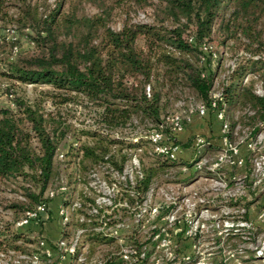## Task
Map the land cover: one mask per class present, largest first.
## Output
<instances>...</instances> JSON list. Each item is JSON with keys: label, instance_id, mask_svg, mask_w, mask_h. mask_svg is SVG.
Wrapping results in <instances>:
<instances>
[{"label": "trees", "instance_id": "trees-1", "mask_svg": "<svg viewBox=\"0 0 264 264\" xmlns=\"http://www.w3.org/2000/svg\"><path fill=\"white\" fill-rule=\"evenodd\" d=\"M67 1L56 0L51 8L38 12L31 0H0L1 28L8 31L9 25L12 26L27 43L26 49H20L18 38L9 39L5 35L0 38V75L8 81L49 86L50 90L44 93L53 109L84 103L92 119L101 126L82 130L93 144L77 147L76 142L70 144L73 156H65L67 162L74 164L70 177L75 175V164L84 160L102 161L120 172L127 158L122 152L124 142L112 137L108 130L131 124L133 119L149 122L151 129L167 136L179 148L188 147L190 139L175 138L163 111L168 103V91L179 79L196 93L198 102L208 107L203 118L210 112L216 119L214 109L209 106L216 67H210L212 53L203 52L201 46L215 42L222 50L230 42L256 57L264 50V0H97L98 11L90 16L80 10L83 0ZM85 1L93 3L94 0ZM124 1L140 9L153 7L161 19L157 24H123L113 31L109 27L111 6ZM221 54L219 51L216 60ZM262 69L264 63L260 59L236 65L225 75L219 87L220 98L216 99V109L222 110L225 119L238 109L244 110L240 118L245 120L251 138L264 126V72H259ZM248 71L259 74L261 95L253 92L252 81L242 84V77ZM4 92L10 95L11 105H0V199L4 198L2 206L9 216L0 219V253L10 256L9 252L24 251L35 242L28 230L15 225L17 219L40 203H45L48 211L51 198L47 190L57 175L55 156L71 124L58 111L45 110L39 101L11 94L9 86ZM229 123L224 136L227 142H232L236 122ZM142 141L137 136L125 146L140 149ZM146 143L151 147L150 156H146L150 162L141 163L140 176H134L133 195H126L130 203L145 197L159 170L182 166L189 170L191 166V162L180 157L169 159L155 152L148 140ZM113 145L118 148L110 152L109 147ZM206 147L219 149L208 143ZM191 176L188 173L183 181H189ZM2 192L20 195L23 199L5 198ZM61 193H64L60 195L61 205H65L67 192ZM249 203H244L245 219ZM40 216L34 219L42 225ZM68 223H63L61 237L66 235ZM97 224V220H92L88 226ZM74 226L86 227V224L78 222ZM163 226L150 227L142 242L131 236L127 238L133 249L129 261L120 257L116 244L114 250L102 254L101 264H146L163 233L172 229L166 227L164 232L160 231ZM256 226V231L263 229L261 225ZM180 231L175 232V238L181 235ZM85 234L79 242L81 246L116 243V238L102 232ZM79 244L69 254L71 260L77 258ZM142 247L147 248L144 251Z\"/></svg>", "mask_w": 264, "mask_h": 264}, {"label": "rangeland", "instance_id": "rangeland-1", "mask_svg": "<svg viewBox=\"0 0 264 264\" xmlns=\"http://www.w3.org/2000/svg\"><path fill=\"white\" fill-rule=\"evenodd\" d=\"M55 1L31 0V4L35 5L38 8V12H40L51 8ZM74 1L78 0H68L67 2L71 3ZM96 3L97 0H94L93 3L85 0L81 1L79 4L81 12L87 16L97 13ZM111 8L109 27L113 31L120 29L123 24H157L161 19L160 13L155 12L153 7L140 9L132 6L127 1L119 5L114 3ZM164 25H168V23L164 22ZM3 35L9 39L18 38L20 49L27 48L24 37L12 26L9 25L8 31H6L1 28L0 24V38ZM137 44L140 47L141 41L139 40ZM206 47L214 55L210 67H216L217 72L212 87L213 92H216L222 86L225 75L228 73L229 65H234L235 67L246 61H254L256 59H260L264 63V50L256 57L251 56L248 51L235 48L230 42L222 50L216 46L215 42L206 44ZM219 51H222V57L216 60ZM259 72H264V69ZM244 78H247L246 81H243ZM259 78L257 72L248 71L242 77V84L252 81L253 92L260 94L263 92V89ZM7 86H9L11 94L22 96L30 101L37 100L45 110L58 111L60 117L65 122L71 124V128L60 141L58 147V153L64 155L62 157L55 156L57 175L49 188L54 190L55 193L48 203V211L42 213L40 216L42 225H39V221L34 218L28 220L23 225H15L23 230H28L29 236L34 237L35 242L28 245L24 251L9 252L10 256L0 253V264H99L102 261V254L108 250H114L116 244L117 253L123 259V255L128 257L129 254L133 253V249L130 248L127 238L131 236L138 239L139 242L145 240L151 225L156 219L159 220L158 214L162 215L165 212H168L169 216L172 214L179 220L184 221L186 219L190 228H185L184 226L186 225L184 222H181V235L175 238V232L181 228V225L179 227L177 225H167L168 229L172 228L171 231H168L167 234L161 237L155 251L152 252L146 264H164L163 262H167V264H264V221L259 222V224L257 223L261 225V228L263 227L261 231H256L255 227L257 226H255L254 229H242L240 231L229 229L226 232L224 230L219 232L220 227L222 228V225L220 226L219 224H222L223 220L228 219L233 220V222L236 220L235 210L238 206H244L245 202L259 200L262 195L260 202H263L264 205V188L261 189L259 186L250 190L247 185L251 184L253 178L252 175H247L241 182L245 186L244 193L235 195V199H233V197L223 195L225 191L216 187L218 184L215 183V180H218V177H222V174L226 170L220 168L219 170L208 171L205 165L199 170H192L191 168L183 170L180 167H169L159 170L138 211L136 208L133 210L132 208L129 210L120 209L114 211L115 213L112 217L109 216L107 218V220L109 219L107 223L118 222V227H111L107 224L101 229L106 234L112 232L110 234L116 238L115 244H97L91 246L88 243H83L81 246L79 242L85 237V233H95L101 230H98V226L95 225L88 226V222L85 221L87 223L86 227H84L83 231L77 233L80 227L74 225L79 222L78 217L84 219V217L88 216L87 214L93 213L89 210L91 200H94V203L98 200L100 205L103 207L107 206V198L110 195L108 187L116 178L114 179L107 163L102 161L91 163L88 160H84L77 165L75 164V177H70L68 175L74 164L67 162L68 158L65 156H73L74 151H69L71 148L69 146L73 142H76V147L80 144H93L90 137L82 134V130L101 128V126L92 119L88 108L84 107V103L61 105L53 109L54 106L44 93L50 90L49 86L8 81V79L0 75V105L2 106L10 104L9 98L11 97L4 92ZM148 92H150V89ZM196 103H198L196 93L184 81L177 79L176 83L168 91V103L165 106L163 114L165 116L173 112L186 110L187 106L193 107ZM242 112L244 110L238 109L234 111L226 118V121L227 123L231 120L236 122L232 133L233 139L230 143L236 144L240 156H247L246 168H251L250 159L253 156H264V126L254 138H251L249 129L245 125V120L240 118ZM149 130H151L149 122L141 123L136 119H133L131 124H126L121 128L108 130L112 137H117L124 142L122 144V152L127 154V158L122 165V171L126 172V174L130 173L132 180L141 163L147 165L150 162V159L146 157L150 156L148 151L151 148L146 143V136ZM137 136H141L143 140L140 149L133 150L125 146L126 142ZM174 136L180 141L190 139V145L186 148H180V152L176 155L180 159L186 158L183 160L189 162L199 157L210 161L223 149V144L219 141L222 137L219 122L212 118L210 112L206 118H200L195 114L192 115L189 121L183 122L182 130L175 133ZM197 139H201L202 143L197 142ZM195 142L197 143L195 144ZM248 142L251 144L250 147L246 146ZM207 143L217 146L219 149L214 150L211 147H206ZM117 148L118 145H113L109 147V150L113 152ZM67 151L70 153L65 155ZM77 159H75V162H77ZM248 172L246 171V173ZM188 173L192 174L191 179L183 181ZM228 174L229 177L231 175L241 177L243 172L238 168L232 167ZM73 177L75 178L74 180ZM118 181L121 182L122 179H118ZM230 183L232 184L230 185ZM229 185L231 186L230 191H233L232 189L236 186L233 184V180H229ZM59 186H64L65 188L62 192H67L65 195L67 203L65 205H61L60 198V195H64V193L60 194V191H55ZM121 187H123L122 183ZM1 195L5 196V198L15 197L19 200L23 199L20 195L8 192H2ZM199 198L203 201L200 202ZM74 201L80 202V208L70 210L69 207ZM2 204H4V198L0 199V219L9 216V212L4 210ZM263 205L261 204L260 208ZM61 206L65 209L67 208V220L65 222H69L64 231L66 235L63 237H61V229L64 222L61 220L58 212ZM257 206L259 205L257 204ZM255 207L256 205L250 207L248 211V217L251 221H254L255 215L258 209H260H256ZM154 208H157L156 211H154ZM105 210L109 212L110 209L106 208ZM134 212L137 214H134ZM253 212L254 215H252ZM89 217L92 218V216ZM197 218H199L198 222ZM199 223H203V226L198 237L191 238V236L185 233V231L188 233L190 229L193 230L194 225ZM216 223L220 227H215ZM115 228L116 231L114 232L113 229ZM76 234V244L80 245V260L77 258L71 260L68 255L63 252L61 254V251L57 250L53 251L49 257L42 255L41 245L39 244L40 240L52 245L60 239L65 244L70 245L74 242ZM218 234H222L220 241L215 239ZM145 248L147 247H142V250L145 251ZM257 249L261 251L260 254H256ZM174 257L175 259H173ZM192 258L194 261L191 262Z\"/></svg>", "mask_w": 264, "mask_h": 264}, {"label": "built area", "instance_id": "built-area-1", "mask_svg": "<svg viewBox=\"0 0 264 264\" xmlns=\"http://www.w3.org/2000/svg\"><path fill=\"white\" fill-rule=\"evenodd\" d=\"M201 50L203 52H207L209 51L208 47H206V45H202L201 46ZM212 57H214V55L212 54ZM203 58H201L202 60ZM229 70H232L234 65H229ZM247 78H244L243 81H246ZM149 86H145V92L148 95L149 94ZM263 92H261L258 95H261ZM220 98V89H217L216 92H213V90L211 89V93H210V100H209V106L211 108L214 109V116L216 118V120L219 122V129L221 131V135H222V139H223V149L221 151H219L216 156H214V158L212 160H206L205 158H198V159H194L191 162V166L190 168L192 170H199L201 169V167L203 165H205V167L208 169V171H212L214 169L219 170L220 168H223L226 170V172H224L222 174V177H218V180H215V183L218 184V188L222 189L223 191V195L229 196V197H233V199H235V195H240L243 194L245 191V186L244 184H242L241 182L243 181V179H245L248 176L252 175V182L251 184L247 185V187L250 188V190H253L255 188H258L259 186L262 188H264V156H253L252 159H250L251 161V168H246V159L247 156H240L238 153V148L236 146V144H232L230 142L226 141V138L224 136V133L226 132L227 129V121L223 115V112L221 109H216V99ZM11 105V104H10ZM207 106L201 102L196 103L193 107H191L190 105L187 106V109L185 110H181V111H177V112H173L170 113L168 115H166L165 120L170 124L171 126V130L172 132L175 134L177 132H180L183 128V120L184 121H189L190 117L192 115H197L200 118H203L206 115L207 112ZM147 140L152 144L153 150L157 153H161L166 155V157H168L169 159H175L178 156L177 153L180 152V148L178 145L174 144L171 140L168 139L167 136H165L164 134H162L161 132L155 130L154 128H152L151 130L148 131V134L146 136ZM197 142L202 143L201 139H197ZM195 142V144L197 143ZM250 143L248 142L246 144L247 147H250ZM56 157H62L61 153H57ZM238 168L240 169L243 174L241 175V177H235L234 175H231L230 177L228 176V172L231 168ZM183 170L186 169L184 166L181 167ZM110 172L111 174L114 176L113 182H111L109 184L108 187V191L110 193V195L108 196V204L107 206H102L100 205V203H98V200H96V202L94 203V200L91 202L90 204V208L89 210L93 213L87 214L88 216L84 217V219L82 217H78L79 222H82L84 224H87L85 221H87L89 223V221L91 222L92 220L96 221L97 220V225L98 226V230H101L104 226H106L107 221H109V219L107 220V218L112 217V215L115 213L114 211L120 210V209H125V210H129L132 208V210L134 208H136V210H139V206L141 205V203L145 200L147 193L145 194V197L143 199H141L140 201H134L133 203H130L127 200V196H132V192H131V185L133 184L134 179L132 180L130 173L126 174V172L124 171H120L117 172L111 168ZM246 171H249L248 173H246ZM140 176V171L139 169L135 172L134 176ZM118 179H122L121 182L118 181ZM233 180V184L236 185L234 186V188L232 189L233 191H230V185L232 183H230L229 185V180ZM118 183V184H116ZM121 183L123 185V187H121ZM65 187L64 186H59L58 189H56L55 191H62ZM54 190L52 189H48L47 190V196L52 198L54 196ZM199 201H203L202 199L199 198ZM263 205V203H262ZM45 203H40L38 204L34 210L32 211H28L25 212V215L20 218L17 222L16 225H22L27 223L28 220L35 218L38 214H42L44 212H46L45 210ZM135 206V207H133ZM67 207V206H66ZM76 208H80V202L78 201H74L69 209L70 210H74ZM110 209L109 212H106L105 209ZM157 208H154V211H156ZM135 210V211H136ZM59 215L61 216V220L65 223V221L67 220V208H63L62 206L59 207ZM236 212V220L233 222V220H228L225 219L222 221V224L220 223L219 225H222V228L218 225V223H216L215 227H220L219 232H221V230H224L225 232L227 230H242V229H254V227L256 225L259 224V222H263L264 221V205L258 209V212L256 213L255 217H254V221H251L249 217H247L246 219L243 217L244 213H245V208L244 206L240 205L236 208L235 210ZM161 213V212H160ZM134 214H137L136 212H134ZM89 216H92L89 217ZM159 216V220L156 219V221L151 225L154 226V224H158L159 226L164 224L163 227H161L160 231L164 232V229L166 228L167 225H177L178 227L180 226L181 228L178 229L182 230V224L181 222H184V224L186 227L190 228V225L188 223V221L186 219L183 220H179L177 218H175L172 214H170L168 212H165V214H158ZM160 217L162 218L160 220ZM90 219V220H89ZM199 221V218H197V222ZM196 222V223H197ZM258 223V224H257ZM108 226L111 227H118V222L116 223H110ZM203 226V223H199V224H195L194 227L192 228L193 230H189L188 233L185 231V233L189 236H191V238H195L199 236V232L201 231V227ZM95 228V227H93ZM256 229V227H255ZM84 230V227H80L79 230L77 231V233L81 232ZM97 230V231H98ZM113 231H116V228L113 229ZM102 232V230L100 231ZM103 233V232H102ZM112 232L109 233H103V235L105 236H112V234H110ZM248 233V232H247ZM164 235L166 233H163ZM222 234H218V236L215 237L216 240H219L222 238L221 236ZM235 235V234H232ZM113 237V236H112ZM76 242H77V234L74 237V242L70 245L65 244L63 240H58L56 241L54 244H52L51 246L47 245V243L43 240L39 241V244L41 245V253L43 256L45 257H49L53 251L57 250V251H61L66 255L69 256V254H71L74 251V248L76 246ZM261 251L260 250H256V254H260ZM60 254V255H61ZM142 252L139 254V257L142 256ZM80 253L77 255V259H81L80 257ZM36 257V256H35ZM123 259H125L126 261H129L131 259L130 254L127 257L126 255H123ZM99 264H101V262H99Z\"/></svg>", "mask_w": 264, "mask_h": 264}, {"label": "crops", "instance_id": "crops-1", "mask_svg": "<svg viewBox=\"0 0 264 264\" xmlns=\"http://www.w3.org/2000/svg\"><path fill=\"white\" fill-rule=\"evenodd\" d=\"M219 141H221V143L223 144V139H222V137L219 139ZM219 143H220V142H219ZM241 149H242V148H241ZM182 159H186V158H182ZM262 196H263V195H262ZM262 196H261V197H262ZM261 197H260V199H262ZM263 198H264V197H263ZM260 199H259V200H252V201H250V203L248 204V208H247V210L249 211V208L252 207V206H254V205H256V207H255L256 209H257V208H260V205L263 203V202H260V201H261ZM262 201H263V200H262ZM257 204H258L259 206H257ZM252 215H254V212H253ZM46 237H48V236H46ZM48 239H49V238H48Z\"/></svg>", "mask_w": 264, "mask_h": 264}]
</instances>
